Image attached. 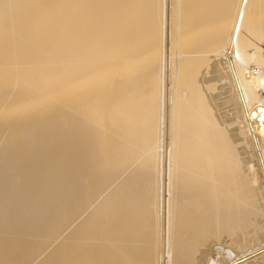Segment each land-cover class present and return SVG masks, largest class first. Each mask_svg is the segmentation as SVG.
<instances>
[{"label": "bare ground", "instance_id": "1", "mask_svg": "<svg viewBox=\"0 0 264 264\" xmlns=\"http://www.w3.org/2000/svg\"><path fill=\"white\" fill-rule=\"evenodd\" d=\"M263 95L264 0H0V264H264Z\"/></svg>", "mask_w": 264, "mask_h": 264}, {"label": "rangeland", "instance_id": "2", "mask_svg": "<svg viewBox=\"0 0 264 264\" xmlns=\"http://www.w3.org/2000/svg\"><path fill=\"white\" fill-rule=\"evenodd\" d=\"M264 96V95H263ZM230 248H232V247H230ZM200 264H204V263H200Z\"/></svg>", "mask_w": 264, "mask_h": 264}]
</instances>
